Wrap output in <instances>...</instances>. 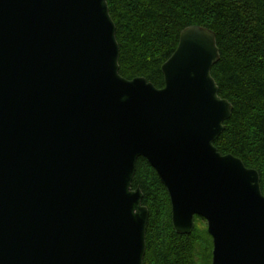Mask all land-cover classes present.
Listing matches in <instances>:
<instances>
[{
  "label": "water",
  "instance_id": "obj_1",
  "mask_svg": "<svg viewBox=\"0 0 264 264\" xmlns=\"http://www.w3.org/2000/svg\"><path fill=\"white\" fill-rule=\"evenodd\" d=\"M116 29L108 0H0V264H144L140 157L177 233L207 221L212 264H264L260 173L215 145L216 32L182 30L159 88L120 74Z\"/></svg>",
  "mask_w": 264,
  "mask_h": 264
},
{
  "label": "trees",
  "instance_id": "obj_2",
  "mask_svg": "<svg viewBox=\"0 0 264 264\" xmlns=\"http://www.w3.org/2000/svg\"><path fill=\"white\" fill-rule=\"evenodd\" d=\"M120 45V74L145 77L161 88L162 65L191 25L217 35L220 59L212 68L221 97L234 106L215 145L260 173L264 193V0H108ZM149 208L144 264H212L213 238L196 216L190 234L172 223L168 190L150 162L137 161L133 188ZM205 225H204V224Z\"/></svg>",
  "mask_w": 264,
  "mask_h": 264
},
{
  "label": "rangeland",
  "instance_id": "obj_3",
  "mask_svg": "<svg viewBox=\"0 0 264 264\" xmlns=\"http://www.w3.org/2000/svg\"><path fill=\"white\" fill-rule=\"evenodd\" d=\"M203 224H204V223H203ZM205 224H206V225H207V227H208V224H207V221H206V220H205ZM205 224H204V225H205Z\"/></svg>",
  "mask_w": 264,
  "mask_h": 264
}]
</instances>
